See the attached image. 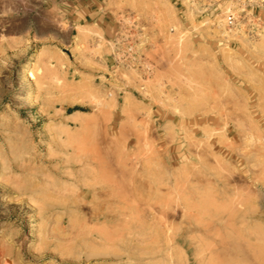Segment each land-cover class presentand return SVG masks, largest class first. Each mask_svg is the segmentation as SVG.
<instances>
[{
    "label": "rangeland",
    "instance_id": "374dc122",
    "mask_svg": "<svg viewBox=\"0 0 264 264\" xmlns=\"http://www.w3.org/2000/svg\"><path fill=\"white\" fill-rule=\"evenodd\" d=\"M0 264H264V0H0Z\"/></svg>",
    "mask_w": 264,
    "mask_h": 264
},
{
    "label": "bare ground",
    "instance_id": "6f19581e",
    "mask_svg": "<svg viewBox=\"0 0 264 264\" xmlns=\"http://www.w3.org/2000/svg\"><path fill=\"white\" fill-rule=\"evenodd\" d=\"M80 141V140H79ZM76 148H77V146H76ZM82 151H84V150H82ZM80 152V151H79ZM97 158H98V156H97ZM102 160V159H101ZM80 161V160H79ZM87 161V160H86ZM97 161H99L98 159H97ZM126 161V160H125ZM124 163V162H123ZM103 164V163H102ZM85 167V166H84ZM99 168V167H98ZM83 170H84V168H83ZM97 170H99V169H97ZM73 171V170H72ZM76 171V170H75ZM102 171V170H101ZM105 171V170H104ZM74 172V171H73ZM90 172V171H89ZM96 172V171H95ZM82 173V172H81ZM99 174H101L100 173V171L98 172ZM87 174V173H86ZM88 175H90V174H88ZM87 176V175H86ZM100 176V178L101 177H103V176H105L104 174H103V176H101V175H99ZM110 177V176H109ZM91 178H92V176H91ZM104 178V177H103ZM259 178V177H258ZM105 179H106V177H105ZM101 182V181H100ZM110 182V181H109ZM81 183V182H80ZM119 183V182H118ZM52 185V184H51ZM93 189H94V192H95V189H104L105 187H108L109 188V195L112 197L111 199L113 200V201H115V199H116V194H115V183H110L108 186H106V185H104V186H100V187H97V184L95 183L93 186ZM119 188V187H118ZM119 191V190H118ZM98 192V190L96 191V193ZM105 192V191H104ZM103 192V193H104ZM81 193L83 194L84 192L83 191H81ZM62 194V193H61ZM103 195V194H102ZM123 196H124V194H123ZM122 196V197H123ZM99 197H101V196H99ZM102 198H104V197H102ZM127 198H129V197H127ZM238 198V197H237ZM161 199V198H160ZM121 200H122V198H121ZM242 200V199H241ZM131 202H132V200H130ZM127 202H128V200H127ZM102 208V203L100 202V203H98V202H96V204L94 203V207H93V210L95 211L94 212V217L96 218V219H98L99 217H100V214H104V212L103 211H101L100 212V210L99 209H101ZM118 208H120V207H118ZM251 208V207H250ZM252 209V208H251ZM110 210H112V209H110ZM130 210V209H129ZM109 212V211H108ZM129 212V211H128ZM154 213V212H153ZM167 213V212H166ZM130 214V213H129ZM121 215H123V214H121ZM135 216V215H134ZM137 216V215H136ZM126 217V216H125ZM106 218V217H105ZM133 218V217H132ZM128 219V218H127ZM112 221V220H111ZM126 221V220H125ZM124 221V222H125ZM81 222V221H80ZM105 223H108L109 222V220L108 219H105V221H104ZM161 222V221H160ZM61 224H63V221H61ZM103 224V223H102ZM124 225H127V224H124ZM62 226V225H61ZM125 228V227H124ZM109 232V231H108ZM102 233H104V232H101V234ZM107 233V232H106ZM110 234V233H109ZM108 234V235H109ZM105 235V234H104ZM117 235V234H116ZM120 235V234H119ZM117 237V236H116ZM108 240V239H107ZM109 242V241H108ZM257 250V249H256ZM257 252V251H256ZM260 254V253H259Z\"/></svg>",
    "mask_w": 264,
    "mask_h": 264
},
{
    "label": "built area",
    "instance_id": "2783aa9c",
    "mask_svg": "<svg viewBox=\"0 0 264 264\" xmlns=\"http://www.w3.org/2000/svg\"><path fill=\"white\" fill-rule=\"evenodd\" d=\"M225 21H226L227 25H232L234 23V16H233V14L229 13L225 17Z\"/></svg>",
    "mask_w": 264,
    "mask_h": 264
}]
</instances>
